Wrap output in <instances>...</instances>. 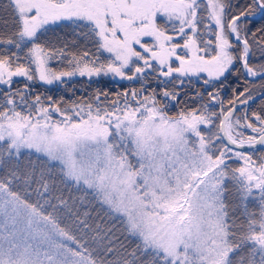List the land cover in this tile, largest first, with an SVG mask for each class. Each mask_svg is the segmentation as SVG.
Masks as SVG:
<instances>
[{
  "label": "snow or ice",
  "instance_id": "6c2138e0",
  "mask_svg": "<svg viewBox=\"0 0 264 264\" xmlns=\"http://www.w3.org/2000/svg\"><path fill=\"white\" fill-rule=\"evenodd\" d=\"M0 264H264V0H0Z\"/></svg>",
  "mask_w": 264,
  "mask_h": 264
},
{
  "label": "trees",
  "instance_id": "16d2710c",
  "mask_svg": "<svg viewBox=\"0 0 264 264\" xmlns=\"http://www.w3.org/2000/svg\"><path fill=\"white\" fill-rule=\"evenodd\" d=\"M260 23L261 22L257 20L255 23L249 25V27H251L254 30L256 27H259ZM73 86L76 89L84 90L85 93H90L96 89H107L110 92H115V91L120 90L122 87H127L128 84L127 82L120 83L117 81H111L110 78H100L98 81L93 82L91 85H89L83 79H78ZM249 86L252 88L253 94L260 91L259 81L253 82ZM34 91L35 93H43L44 95H51L54 98L60 97V96L68 97L72 95V93L69 92L66 87H60L56 85L52 87H47L39 83L35 85ZM80 94L81 92H77V95H80ZM258 104H259V100H257V104L253 105V107H256Z\"/></svg>",
  "mask_w": 264,
  "mask_h": 264
},
{
  "label": "water",
  "instance_id": "95a60500",
  "mask_svg": "<svg viewBox=\"0 0 264 264\" xmlns=\"http://www.w3.org/2000/svg\"><path fill=\"white\" fill-rule=\"evenodd\" d=\"M259 93H260V91L256 92L254 95H257V96H259Z\"/></svg>",
  "mask_w": 264,
  "mask_h": 264
},
{
  "label": "rangeland",
  "instance_id": "374dc122",
  "mask_svg": "<svg viewBox=\"0 0 264 264\" xmlns=\"http://www.w3.org/2000/svg\"><path fill=\"white\" fill-rule=\"evenodd\" d=\"M111 81H113V80H111ZM54 86V85H53ZM47 87H52V86H47Z\"/></svg>",
  "mask_w": 264,
  "mask_h": 264
}]
</instances>
